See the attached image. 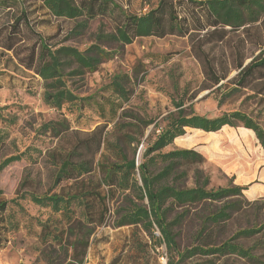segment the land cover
Listing matches in <instances>:
<instances>
[{
    "label": "rangeland",
    "instance_id": "1",
    "mask_svg": "<svg viewBox=\"0 0 264 264\" xmlns=\"http://www.w3.org/2000/svg\"><path fill=\"white\" fill-rule=\"evenodd\" d=\"M113 1L128 14L143 15L154 9L160 0ZM198 1L202 0H184L176 7L178 15L187 21L188 33L184 36L174 33L160 38H136L128 45L104 44L112 55L96 72L68 79L73 94L88 101L65 105L58 111L43 103L42 80L20 63V60L27 61L33 49L37 52V37L28 32L23 20L18 37H10L11 26L25 14L26 25L43 38L47 46H68L82 51L95 42L100 27L106 33L111 32L112 23L108 18H96L80 35L69 36L76 22L51 16L39 0H8L10 7L0 3V109L3 116L0 119V201L9 202L3 214L4 229L0 231L5 230L0 264H46L38 238L39 222L62 226L65 220L49 208L33 204L28 194H52L70 189L73 182L54 186V177L61 158L79 143L92 145L88 153L83 151V157L93 164L90 173L78 182L88 189L95 187L105 197L107 209L103 225L89 238L82 264H167L169 253L163 244L159 245L160 234L156 228L148 231L141 226L116 225L130 208L131 201L142 204L136 199L135 189L122 191L102 183L105 168L120 162L116 149L128 159L135 150V162L139 164L145 149L164 125L163 119L176 111V103H180L185 112L191 109L207 118L240 112L264 131V71L254 73L245 85H237L238 65L244 67L259 57L261 50L251 43L245 30L230 31L221 42H208L211 39L205 38L204 32L194 30L191 12L197 9L193 2ZM175 4L179 3L175 0ZM249 33L259 34L261 30L252 28ZM11 38L16 41H10ZM8 44H13L11 50L5 49ZM114 76L123 79L126 99L112 94L108 88ZM216 78L220 79L218 84H214ZM48 124L55 129L48 128ZM239 127L234 129L236 133ZM189 133L192 131L186 129L183 136ZM219 134L217 146L203 140L186 146L190 143H178L175 139L161 150L166 153L193 149L203 156L202 164L181 169L186 172L179 183L182 188L195 186V170L209 178L207 190L237 185L244 180L243 161L254 163L255 173L262 177L264 156L255 151V148L261 149L256 138L249 147L241 140L239 144L231 141L225 132L219 131ZM98 138L101 144L93 158L94 142ZM12 157L19 160L2 166ZM135 180L140 186L137 172ZM255 194L252 191V195ZM233 200H237L238 209L225 223L206 231L211 235L209 242L219 245L247 228L261 231L253 237L237 239L238 245L251 248L264 242V198L251 200L243 194ZM218 207L219 203L215 202L191 208L174 207L170 219L188 210L174 231L177 251L183 253L198 246L200 216ZM82 214V206H72L73 218L81 220ZM71 254L70 249L68 258ZM252 254L258 259L257 263L235 255H198L181 264H264V246L255 248Z\"/></svg>",
    "mask_w": 264,
    "mask_h": 264
},
{
    "label": "trees",
    "instance_id": "2",
    "mask_svg": "<svg viewBox=\"0 0 264 264\" xmlns=\"http://www.w3.org/2000/svg\"><path fill=\"white\" fill-rule=\"evenodd\" d=\"M7 1L0 0V3L4 7H10ZM39 1L51 16L76 22L69 36L80 35L87 24L96 18H108L112 23L111 32L106 33L100 27L95 42L82 51L68 46H47L45 40L26 25L25 14L11 26L12 36L10 37L18 35L21 20L25 22L23 23L28 32L37 37L39 44L37 52L33 49L28 54L27 61L20 60V63L42 80V101L46 106L57 111L65 105H77L88 101L87 98H77L73 94L68 86V79L96 72L98 67L112 55L105 49L104 44L128 45L136 38L151 36L160 38L174 33L184 36L188 33L187 21L178 15L176 8L184 0H176L179 4H175V0H160L154 9L143 15L128 14L113 0ZM193 4L197 8L195 12H191L195 23L194 30L204 32V37L211 39L208 42H221L230 31L245 30L251 43H255L261 50L259 57L252 59L244 67L242 64L238 65V86L245 85V81L254 73L264 71V0H202ZM252 28L254 31L256 28L261 30V33L250 34ZM14 39L11 38L10 41ZM12 45L8 44L4 47L11 50ZM219 82L220 79L216 78L214 84ZM108 88L117 97L127 98L124 81L120 76H114ZM181 107L180 103H176V111L163 119L164 125L153 143L145 149L139 164L135 162V150L133 157L128 159L122 151L120 152V149H116L119 152L120 162L105 168V176L102 180L104 185L114 186L122 191L135 189L136 199L142 202L137 205L131 201L130 208L121 215L116 225L118 227L141 226L148 231L156 228L160 234L159 245L163 244L169 253L167 264H181L198 255L205 257L235 255L257 263L258 259L252 252L255 248L264 246V242L253 246L254 248H243L235 241L242 237L249 238L257 235L261 231L259 228L240 230L219 245L210 243L211 235L206 233L210 228L219 227L229 220L231 213L237 210L239 205L233 198L241 197L243 194L246 197L249 185H230L225 188L207 190L209 178L201 171L195 170V186L182 188L179 183L186 177V172L181 169L202 164L203 156L193 149L172 150L166 153H161V150L171 145L175 139L178 143L189 142L190 144L186 146L193 145L199 140L211 146H217L221 138L219 131H222L228 134L231 141L239 144L241 140L249 147L256 138L261 149L255 148V151H259L264 156V131L240 112L224 113L215 118H207L195 114L191 109L185 112ZM2 118L0 109V119ZM47 127L55 129L51 124ZM237 127H239L238 133L234 130ZM186 129L191 130L192 133L183 136ZM100 144L101 141L98 138L94 142L95 150L91 157H95ZM91 149L90 143H79L61 158L55 173L54 186L62 182H73L70 184V189L52 194H28L33 204L49 208L65 220L62 226H58L57 223L52 225L47 221L39 222L38 238L42 245L41 255L46 264H82L89 238L106 219L105 197L101 196L95 187L88 189L78 182L82 176L91 171L93 161L90 162L83 157V151L88 153ZM234 156L229 157L233 159ZM18 160V157L8 158L2 166ZM136 172L139 175L140 186L135 180ZM214 202L219 203V207L215 211H208L200 216L202 226L196 237V242L200 240L198 246L186 249L183 253L177 251V234L174 231L188 214V210L170 219V213L174 207L191 208ZM8 203L0 201V231L4 229L3 214ZM73 205L82 206L81 220L72 217ZM4 232L5 230L0 232V250L3 247L2 241H5ZM70 249L72 254L68 258Z\"/></svg>",
    "mask_w": 264,
    "mask_h": 264
},
{
    "label": "crops",
    "instance_id": "3",
    "mask_svg": "<svg viewBox=\"0 0 264 264\" xmlns=\"http://www.w3.org/2000/svg\"><path fill=\"white\" fill-rule=\"evenodd\" d=\"M242 165L245 167V174L243 176L244 180L237 183V185H249V188L246 191V197L250 198L251 200L257 197L264 198V174H262V177H260L255 173L254 163L250 164L247 161H243ZM252 191L256 193V196L252 195Z\"/></svg>",
    "mask_w": 264,
    "mask_h": 264
}]
</instances>
